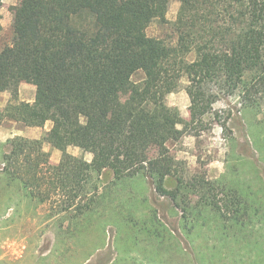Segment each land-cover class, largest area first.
<instances>
[{"label": "trees", "instance_id": "obj_1", "mask_svg": "<svg viewBox=\"0 0 264 264\" xmlns=\"http://www.w3.org/2000/svg\"><path fill=\"white\" fill-rule=\"evenodd\" d=\"M167 9L168 0H19L15 6L11 38L0 46V93L9 94L0 124L51 127L40 139L8 140L1 172L48 206L50 218L76 223L92 214L93 176L103 171L116 183L146 179L173 202L181 190H202L205 206L222 217L224 210L239 215L236 192L220 206L209 183L176 178L168 144L209 115L220 93L237 94L242 108L262 111L264 0H179L172 22ZM154 23L168 26L172 43L147 34ZM182 79L188 121L166 102ZM21 83L35 88L32 103L18 101ZM43 143L61 153L57 164ZM68 147L91 160L68 154ZM172 176L175 191L165 188Z\"/></svg>", "mask_w": 264, "mask_h": 264}, {"label": "rangeland", "instance_id": "obj_2", "mask_svg": "<svg viewBox=\"0 0 264 264\" xmlns=\"http://www.w3.org/2000/svg\"><path fill=\"white\" fill-rule=\"evenodd\" d=\"M18 2L1 0L0 46L11 38L12 12ZM178 8L179 0H168V22L175 19ZM147 34L171 43L174 39L168 26L158 23L151 24ZM186 85L182 79L166 98L183 121L189 120ZM34 99L35 88L21 83L18 101ZM8 100L7 92L0 93V108ZM260 101L262 111L244 109L237 94L220 93L209 115L190 123L178 142L168 144L177 161L176 178L187 185L199 179L209 183L208 193L220 206L232 191L241 198L239 215L224 210L223 217L201 202L205 191L181 190L173 202L158 196L146 179L116 183L103 171L93 176L98 202L92 214L76 223L64 217L52 219L48 206L30 200L1 172L8 140L40 139L51 123L42 128L1 123L0 264H264V91ZM42 149L51 164L59 162L58 150L46 143ZM66 152L91 160L90 154L75 147ZM175 177L166 179L167 190H176Z\"/></svg>", "mask_w": 264, "mask_h": 264}, {"label": "crops", "instance_id": "obj_3", "mask_svg": "<svg viewBox=\"0 0 264 264\" xmlns=\"http://www.w3.org/2000/svg\"><path fill=\"white\" fill-rule=\"evenodd\" d=\"M24 138V137H23ZM36 140V139H39V137H34V138H31L30 140Z\"/></svg>", "mask_w": 264, "mask_h": 264}]
</instances>
